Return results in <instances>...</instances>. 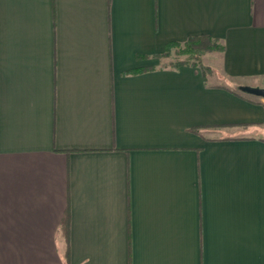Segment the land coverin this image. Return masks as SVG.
<instances>
[{"label": "crops", "instance_id": "1", "mask_svg": "<svg viewBox=\"0 0 264 264\" xmlns=\"http://www.w3.org/2000/svg\"><path fill=\"white\" fill-rule=\"evenodd\" d=\"M201 34L223 49L171 64ZM240 85L264 88V0H0V264H264Z\"/></svg>", "mask_w": 264, "mask_h": 264}, {"label": "trees", "instance_id": "2", "mask_svg": "<svg viewBox=\"0 0 264 264\" xmlns=\"http://www.w3.org/2000/svg\"><path fill=\"white\" fill-rule=\"evenodd\" d=\"M174 47V55L176 57L184 56L183 58H177L175 62L171 61L173 65L190 64L203 67L201 57L206 52L221 51L223 44L220 40L212 38L208 35L201 34L195 36H189L182 43H170L166 46L165 55H169V50ZM61 229L63 232H67L68 229V214L64 213L61 222Z\"/></svg>", "mask_w": 264, "mask_h": 264}, {"label": "water", "instance_id": "3", "mask_svg": "<svg viewBox=\"0 0 264 264\" xmlns=\"http://www.w3.org/2000/svg\"><path fill=\"white\" fill-rule=\"evenodd\" d=\"M239 90L248 94L264 97V88L240 85Z\"/></svg>", "mask_w": 264, "mask_h": 264}, {"label": "rangeland", "instance_id": "4", "mask_svg": "<svg viewBox=\"0 0 264 264\" xmlns=\"http://www.w3.org/2000/svg\"><path fill=\"white\" fill-rule=\"evenodd\" d=\"M183 57H184V56L176 57V56L174 55V47L171 48V49L169 50V59H170V61L175 62V60H176L177 58H183Z\"/></svg>", "mask_w": 264, "mask_h": 264}]
</instances>
